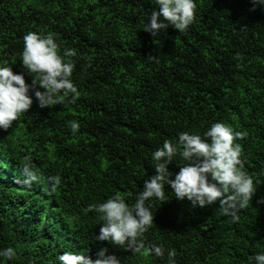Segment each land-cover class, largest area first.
I'll return each instance as SVG.
<instances>
[{"label":"trees","instance_id":"obj_1","mask_svg":"<svg viewBox=\"0 0 264 264\" xmlns=\"http://www.w3.org/2000/svg\"><path fill=\"white\" fill-rule=\"evenodd\" d=\"M195 19L184 31L171 24L156 36L143 29L155 0H0V64L23 72V37L54 33L63 56L74 48L70 79L77 99L29 110L0 129V248L16 250L0 264H61L65 251L95 258L107 247L121 264H254L264 251V6L252 0H195ZM160 19H163L161 16ZM80 124L71 131V122ZM221 121L246 132L244 169L256 192L239 219L221 214L219 201L195 207L165 186L164 201L145 203L153 223L145 246L163 245L165 256L134 252L96 235L100 213L88 205L119 193L132 204L155 172L151 153L182 131L201 134ZM28 158L39 170L22 179ZM177 154L167 167L179 171ZM59 175L55 191L48 177ZM53 200L60 225L43 220Z\"/></svg>","mask_w":264,"mask_h":264},{"label":"clouds","instance_id":"obj_2","mask_svg":"<svg viewBox=\"0 0 264 264\" xmlns=\"http://www.w3.org/2000/svg\"><path fill=\"white\" fill-rule=\"evenodd\" d=\"M253 8L264 6V0H252ZM158 6L147 17L143 29L153 36L158 30L171 24L179 31H184L195 19V0H155ZM163 19H160V17ZM24 46L21 62L32 80L26 83L23 72H14L12 65L0 64V129H8L13 121L27 112L33 103V96L41 108L62 102L61 92L69 102L77 99V88L70 79L74 63L63 57L75 56L74 48H65L63 56L54 33H38L28 31L23 37ZM71 131L77 132L80 124L73 120ZM246 132L234 130L231 125L216 121L201 134L182 131L178 141L165 140L161 147L151 153L155 164V172L144 180V186L136 195L131 205L119 193L103 202L89 204L88 210L100 213L102 221L98 240H108L134 252L151 253L157 257L165 256L163 245L145 246L144 233L153 223V212L145 201L158 198L164 201L165 186L179 200L187 198L191 205L204 207L219 201L221 214L231 216L233 221L239 219L238 210L247 207L256 192L253 178L244 169L241 156V144L236 142ZM179 154L185 163L180 164L174 178L167 165ZM22 179L19 182L31 184L39 179V170L31 166L25 157L21 166ZM50 189L55 191L60 184L59 175L48 177ZM258 203H264V197ZM46 214L43 220L52 225H60L61 219L53 200L45 202ZM16 250L11 247L0 248V257L11 259ZM176 250H167L168 264H175ZM61 264H121V259L107 247H101L95 258L85 252L65 251L58 256ZM250 260L254 264H264V251L254 253Z\"/></svg>","mask_w":264,"mask_h":264}]
</instances>
